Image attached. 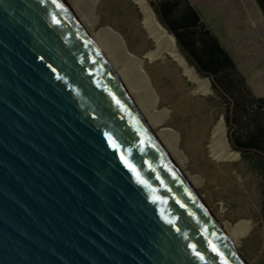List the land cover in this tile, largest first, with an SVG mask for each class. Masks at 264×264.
I'll list each match as a JSON object with an SVG mask.
<instances>
[{
  "label": "water",
  "instance_id": "1",
  "mask_svg": "<svg viewBox=\"0 0 264 264\" xmlns=\"http://www.w3.org/2000/svg\"><path fill=\"white\" fill-rule=\"evenodd\" d=\"M238 254L61 0H0V264Z\"/></svg>",
  "mask_w": 264,
  "mask_h": 264
},
{
  "label": "rangeland",
  "instance_id": "2",
  "mask_svg": "<svg viewBox=\"0 0 264 264\" xmlns=\"http://www.w3.org/2000/svg\"><path fill=\"white\" fill-rule=\"evenodd\" d=\"M191 2L233 54L254 90L264 97V16L257 2ZM89 23L93 26L94 37L103 28L112 30L140 63L155 97V106L165 114V121L154 131L167 128L176 136L177 154L185 159L182 176L195 179L197 183L191 190L211 212L220 232L227 224L244 226V235L237 242L236 250L240 251L245 264H264V176L252 171L249 164L241 160V154L231 149L228 141L229 149L238 155L236 159L216 160L210 154L214 126L220 119L226 126L224 107L213 96L208 78L203 77L208 81L209 92L203 93L184 73L179 62L167 53L154 61L149 60L146 54L154 50L156 44L144 26L143 14L134 0H96ZM120 31L126 33L128 42Z\"/></svg>",
  "mask_w": 264,
  "mask_h": 264
},
{
  "label": "trees",
  "instance_id": "3",
  "mask_svg": "<svg viewBox=\"0 0 264 264\" xmlns=\"http://www.w3.org/2000/svg\"><path fill=\"white\" fill-rule=\"evenodd\" d=\"M147 1L187 64L199 77L208 78L213 96L224 107L231 149L241 154L252 171L264 176V97L254 93L232 55L190 0ZM255 1L264 16V0ZM120 32L128 42L126 33Z\"/></svg>",
  "mask_w": 264,
  "mask_h": 264
},
{
  "label": "bare ground",
  "instance_id": "4",
  "mask_svg": "<svg viewBox=\"0 0 264 264\" xmlns=\"http://www.w3.org/2000/svg\"><path fill=\"white\" fill-rule=\"evenodd\" d=\"M65 5L72 19L79 30L91 43L108 71L117 83L123 95L134 109L142 123L151 132L153 138L171 165L178 172L183 181L192 189L196 185L194 178L187 179L182 176V168L185 159L181 154H177V139L173 132L167 128L154 131L157 125H162L165 121V114L158 111L155 106V97L149 89L143 68L123 45V40L112 30L103 28L96 37L93 36V26L89 23L93 0H61ZM143 14V23L149 35L155 41L156 47L146 55L150 61H154L165 53L179 62L184 73L195 81L198 89L203 93L209 92L208 81L199 77L193 68H190L183 56L177 51L172 37L166 29L156 19L153 10L147 0H134ZM210 154L216 160H232L237 158V153L232 152L225 137V127L222 119L214 126L209 144ZM242 224L232 227L227 224L221 235L224 237L231 251L237 255L236 244L244 235ZM245 264V263H244Z\"/></svg>",
  "mask_w": 264,
  "mask_h": 264
},
{
  "label": "crops",
  "instance_id": "5",
  "mask_svg": "<svg viewBox=\"0 0 264 264\" xmlns=\"http://www.w3.org/2000/svg\"><path fill=\"white\" fill-rule=\"evenodd\" d=\"M191 1V0H190ZM217 35V34H216ZM218 36V35H217ZM219 37V36H218ZM173 39V38H172ZM219 39H220V37H219ZM173 41H174V39H173ZM220 41H221V39H220ZM222 42V41H221ZM222 44H223V42H222ZM224 45V44H223ZM225 46V45H224ZM225 48L228 50V48L225 46ZM229 51V50H228ZM229 53L232 55V57L234 58V60H235V62H236V64H237V66H238V68H239V70L242 72V74L245 76V78H246V80H247V82H248V84L250 85V87L252 88V90L254 91V93L256 94V95H258V96H263L262 94H260V93H258V92H256L255 90H254V88L252 87V85L250 84V82H249V77L246 75V73L244 72V70L242 71V69H240V67H239V64L237 63V61H236V59H235V57L233 56V54L229 51Z\"/></svg>",
  "mask_w": 264,
  "mask_h": 264
},
{
  "label": "snow or ice",
  "instance_id": "6",
  "mask_svg": "<svg viewBox=\"0 0 264 264\" xmlns=\"http://www.w3.org/2000/svg\"><path fill=\"white\" fill-rule=\"evenodd\" d=\"M196 255L199 256L200 254L197 252ZM201 259H203V257H201Z\"/></svg>",
  "mask_w": 264,
  "mask_h": 264
}]
</instances>
